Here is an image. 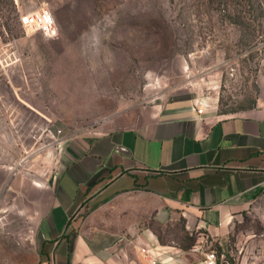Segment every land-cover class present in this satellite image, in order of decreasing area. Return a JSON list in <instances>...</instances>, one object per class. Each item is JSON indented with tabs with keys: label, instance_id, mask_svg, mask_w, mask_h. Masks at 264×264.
<instances>
[{
	"label": "rangeland",
	"instance_id": "rangeland-1",
	"mask_svg": "<svg viewBox=\"0 0 264 264\" xmlns=\"http://www.w3.org/2000/svg\"><path fill=\"white\" fill-rule=\"evenodd\" d=\"M41 6L53 37L22 26ZM263 62L264 0H0V264L43 263V190L67 138L147 103L246 107ZM184 220L149 226L163 242L197 244ZM261 230L252 211L231 223V264H264Z\"/></svg>",
	"mask_w": 264,
	"mask_h": 264
},
{
	"label": "crops",
	"instance_id": "crops-1",
	"mask_svg": "<svg viewBox=\"0 0 264 264\" xmlns=\"http://www.w3.org/2000/svg\"><path fill=\"white\" fill-rule=\"evenodd\" d=\"M254 83L235 111L147 103L67 138L43 190L41 264H204L205 238L231 264L235 219L254 212L264 234V62ZM176 216L197 244L163 242L149 226Z\"/></svg>",
	"mask_w": 264,
	"mask_h": 264
},
{
	"label": "built area",
	"instance_id": "built-area-1",
	"mask_svg": "<svg viewBox=\"0 0 264 264\" xmlns=\"http://www.w3.org/2000/svg\"><path fill=\"white\" fill-rule=\"evenodd\" d=\"M21 22L26 32H39L45 37H53L57 34V24L48 7L41 6L36 10L27 12L23 15ZM143 250L148 255V251ZM203 263L230 264L222 255H218L215 250H210L204 254Z\"/></svg>",
	"mask_w": 264,
	"mask_h": 264
}]
</instances>
